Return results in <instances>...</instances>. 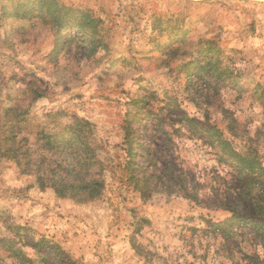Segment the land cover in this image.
I'll use <instances>...</instances> for the list:
<instances>
[{
	"label": "rangeland",
	"instance_id": "obj_1",
	"mask_svg": "<svg viewBox=\"0 0 264 264\" xmlns=\"http://www.w3.org/2000/svg\"><path fill=\"white\" fill-rule=\"evenodd\" d=\"M56 1L89 13L99 44L78 52L66 44L53 55L54 29L11 15L24 0H0V138L7 108V117L24 115L33 149L38 128L83 119L104 187L95 200L57 197L0 152V233L26 226L82 264H264L256 239L216 230L227 211L168 191L142 199L128 182L124 143L130 122L138 163L148 145L171 150L209 189L229 170L195 135L210 124L264 168V0ZM185 116L197 126L181 128ZM237 246L257 258L246 263Z\"/></svg>",
	"mask_w": 264,
	"mask_h": 264
},
{
	"label": "trees",
	"instance_id": "obj_2",
	"mask_svg": "<svg viewBox=\"0 0 264 264\" xmlns=\"http://www.w3.org/2000/svg\"><path fill=\"white\" fill-rule=\"evenodd\" d=\"M14 10L11 15H18L21 19L39 18L41 23L54 29L57 37L51 52L53 55L60 48L64 50L66 44L73 43L77 52L83 48L95 51L96 44H99L95 38L98 33L96 21L89 13L65 7L56 0H24ZM62 33L66 37L61 42L59 35ZM9 112L8 108L4 110L6 131L0 138V152L13 162L21 174L34 176L41 189L49 188L57 197H70L81 202L99 197L104 187V167L96 155L97 145L89 122L74 118L49 133L40 127L33 134V149L22 130L26 122L24 115L7 117ZM159 119L157 121L161 122ZM179 124L181 128L197 126L196 120L188 116L180 119ZM130 127L132 124L127 122L124 136L128 153L125 169L129 184L142 199L159 191H168L202 207L225 210L229 217L214 224L222 237L233 240L237 233L252 237L259 242V249L264 253V190L258 189L259 184H264V168L255 159L234 149L216 126L209 124L205 129L199 128L195 135L202 134L216 157L224 159L229 169L223 177H219L220 183L216 181V186L205 189L196 175L177 161V155L171 150L163 154L148 145L142 156L143 163H138L133 150L135 134L130 133ZM173 140V135L168 136L170 143ZM229 178L232 183L239 182V185L228 182ZM237 222L241 225L238 228L234 226ZM237 247L246 263L258 256ZM227 257L234 261L236 259L233 252H229ZM0 264L82 263L26 226H7L5 233H0Z\"/></svg>",
	"mask_w": 264,
	"mask_h": 264
}]
</instances>
